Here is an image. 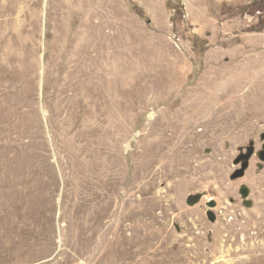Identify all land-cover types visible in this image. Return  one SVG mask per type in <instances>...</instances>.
<instances>
[{
	"label": "rangeland",
	"instance_id": "374dc122",
	"mask_svg": "<svg viewBox=\"0 0 264 264\" xmlns=\"http://www.w3.org/2000/svg\"><path fill=\"white\" fill-rule=\"evenodd\" d=\"M60 1L63 5V0H0V264H261L263 237L259 242L254 239L251 252H206L218 247L206 238L214 227L204 215L208 199L221 191L217 185H238L230 177L224 179L236 168L241 149L262 144L264 0H105L103 16L93 20L94 26L102 22L101 29L92 26L88 36L91 48L103 44L108 49L104 60L112 48H118L121 83L126 88L135 91L139 80L147 82L146 93L137 97L128 113L132 130L123 129L128 135L122 149L126 170L118 201L128 193L136 202L124 210L128 219L120 226L111 221L112 231L109 223L88 226L84 205L76 202L84 194L64 182L53 151L50 169L55 177L48 189L44 186L49 176L40 172L41 141L52 144L48 126L52 110L47 102L56 63L66 59L68 31L80 33L86 22L78 6L73 10L79 13L67 18ZM82 34L71 50L86 42ZM153 82L161 86L155 90V105L148 100ZM202 86L208 107L223 91L241 96L238 106L246 116L241 117L244 122L236 116L238 120L229 124L219 123V116L211 117L205 105L200 112L203 118L182 114L190 129L180 136V143L184 152L188 145L192 149L189 146L176 158L178 170L168 164L167 175L146 186L145 195L140 192L141 177L130 188L134 162L141 159L138 155L140 159L133 160L135 153L160 138L159 133L151 134L153 123H166L177 108L191 105L188 93ZM131 97L136 98L135 92ZM189 123L197 128L195 132ZM205 126L211 129L206 134ZM256 174L250 172V178ZM200 193L206 195L202 204L190 207L188 198ZM75 210L85 218L77 221ZM199 231L206 234L200 236ZM236 245L249 250L240 241Z\"/></svg>",
	"mask_w": 264,
	"mask_h": 264
},
{
	"label": "bare ground",
	"instance_id": "6f19581e",
	"mask_svg": "<svg viewBox=\"0 0 264 264\" xmlns=\"http://www.w3.org/2000/svg\"><path fill=\"white\" fill-rule=\"evenodd\" d=\"M62 3L64 4L61 5L60 1V7L67 12V18L71 17L73 12L77 13L79 9L73 10V7L77 8L78 6L82 9L81 13L84 12L86 22L84 23L80 33L79 31H76L77 33L72 35L70 30L68 31V37L65 35V37L68 38V41L66 40V43L63 41L65 46H62L67 48L66 50L63 47L66 52V59H60L56 63L57 73L54 77L53 85L51 84V86H49L52 88V91H50L51 96L49 95L51 100L47 102L49 108L52 110L48 117V126L50 125L52 127L53 133L52 139L50 138L52 140V146H49L44 140L41 141L40 153L38 154L40 156L39 159L41 160L40 164L42 168L40 169V172H47L46 174L49 176L44 186L45 189H48L50 187V182L55 177L54 173L51 171V151H53L55 156L57 155L58 157L56 164L60 165V172H62L64 182L69 184L71 188L73 190L75 189L79 194H84V198H82L80 202L77 200L76 202L84 205L86 216L85 220L87 224L89 223L88 226L91 223V225H94V223L107 225L106 223L110 224L111 221L114 222V220H117V223L119 222L120 226V224L127 218V215L124 214V210L133 202H136L129 196L128 193L122 202L118 201L119 190L124 184L122 178L125 168L122 161V149L128 136L127 134V136H124L123 129H126L127 132L132 130L128 122V113H132L131 109L135 106V103H137V97L141 93H143V95L146 93L147 82L140 84L141 81L139 80V89L137 88L138 91L134 86L132 87L136 89L135 91L126 88V86L121 83V68L123 67H121L119 62L120 55L118 48H112V52H110L111 56L107 60H104V54L105 52H108V49L103 44H96L94 49L91 48L92 45H90L91 43L88 41V36L91 27L94 26V18L102 17L104 14L105 0H63ZM1 16L2 14H0V17ZM81 16H83V14ZM76 18L75 20H77ZM101 24V21L96 24V26H94L95 29H101ZM82 33L86 38V42H84V44L76 50H71L78 35H81ZM59 46L61 45L59 44ZM59 54L56 56L59 57ZM56 60L57 59H55V61ZM52 66L54 65L51 64L50 67L53 68ZM210 78L214 81L216 79L215 76H210ZM160 87L161 86H159L156 82L152 83L151 89H149L150 91L148 92L149 103H153L155 105L157 102L154 97L157 93H155V90ZM192 91L193 92L188 93V98L192 97L190 100L191 105L185 106L186 104L184 103L185 105L181 108L179 107L180 109L178 111L177 108L175 110L176 114L171 115L166 123H153L151 127V134L153 135L154 133H159L160 138L152 140L153 143H151L152 145L149 144L150 148L148 149H144L143 146V149L142 147L140 148L137 146L140 150L135 153L136 156H133V160L139 158L137 157L138 155H141V159L139 158L140 162H138V164L136 163L137 160L134 162L135 170L131 175L132 178L129 187L133 188L139 184L140 182L138 181L141 177L143 183L140 187V192L142 195L149 192L146 186L149 187L152 182H156L159 176L163 175L165 177V175H167L168 164L172 165L173 170L174 166L176 167V170H178L180 161L177 159L176 162V158L178 156L181 157L183 153L191 148V146L188 145L184 152V147L180 143L182 142L181 137L188 133V128L190 129L185 122H182V114L186 117L187 115L193 117V120H195L200 116L201 111L207 110V113L211 114V117L219 116V123L225 124H229L234 121L236 116L237 118H240L239 120L236 118L238 122L243 121V118H241L242 116L246 119L245 114L239 111L241 109H239L238 103L241 96L237 93L223 91L218 94V98L217 96L215 97L217 98V101L208 107V100L205 99L207 91H203V86L192 89ZM134 92L136 98L131 97V94L134 95ZM132 99L134 101L133 104H131ZM162 102L164 101L162 100L161 103ZM185 102L188 103L189 101L186 99ZM159 103L160 102L158 101V104ZM261 104H264V101L260 102V105ZM204 105L205 108L202 110ZM227 109H230V111L225 112ZM168 111L169 110H167V112ZM189 119H187V122H189ZM203 120L204 119H202V121ZM190 124L191 123H189V125ZM206 128L207 129L203 130L204 134L211 130L208 127ZM191 129H194L195 132L197 128L195 129L193 124ZM190 132H192V130ZM128 134L130 135V133ZM74 213L76 220L85 218L79 210H75ZM116 227L117 226H115V229ZM109 228L112 231L114 227L110 224ZM86 231H89L88 227H86ZM96 231H98V227ZM99 232L101 231L99 230ZM103 236H105V234Z\"/></svg>",
	"mask_w": 264,
	"mask_h": 264
},
{
	"label": "flooded vegetation",
	"instance_id": "af4514ba",
	"mask_svg": "<svg viewBox=\"0 0 264 264\" xmlns=\"http://www.w3.org/2000/svg\"><path fill=\"white\" fill-rule=\"evenodd\" d=\"M262 134L260 147L257 148L255 144H252L246 150L241 149L236 158L237 160L241 156L249 157L247 159L248 168L244 174L240 177H234L240 173L246 159L239 164H236L235 160L234 166L236 168L226 172L227 175H225L224 180L228 181L227 177H230L231 182L238 183V185L235 186L230 183L217 185L216 188L221 189V191H217V195L207 201L209 209L205 210L204 216L206 220L213 223L214 228L208 230L209 233L206 238L214 243L218 249L207 248L206 252H225L228 250L230 252H251L250 246H252L254 239L259 242V237L264 238V160H262L264 139H262ZM250 172L257 173L255 178H250ZM198 195H200V201L194 205H190L187 200L190 207H197L202 204L206 195L203 193ZM211 203L214 206H209ZM211 218L214 220L212 221ZM200 228L204 229V226H200ZM177 229L180 230V227ZM198 234L203 236L206 232L199 231ZM239 241L247 245L249 250L244 247L237 248L236 244ZM193 252L198 251L194 250ZM261 264H264V257Z\"/></svg>",
	"mask_w": 264,
	"mask_h": 264
},
{
	"label": "water",
	"instance_id": "95a60500",
	"mask_svg": "<svg viewBox=\"0 0 264 264\" xmlns=\"http://www.w3.org/2000/svg\"><path fill=\"white\" fill-rule=\"evenodd\" d=\"M262 139H264V134H262ZM262 154H264V151L262 152ZM248 158H249L248 156H244V157L241 156L236 160V164H239L242 160H245V159H246V163H244L243 168L240 171V173L236 174L234 177H240L244 174L245 170L248 168V162H247ZM262 160H264V155L262 157ZM188 201H189L190 205H194L200 201V195H191L188 198ZM209 206L212 207V206H214V204L211 203ZM211 219H212V221L214 220L213 218H211Z\"/></svg>",
	"mask_w": 264,
	"mask_h": 264
}]
</instances>
